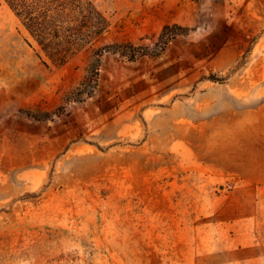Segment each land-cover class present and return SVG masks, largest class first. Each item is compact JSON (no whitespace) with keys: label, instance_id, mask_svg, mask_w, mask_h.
<instances>
[{"label":"rangeland","instance_id":"374dc122","mask_svg":"<svg viewBox=\"0 0 264 264\" xmlns=\"http://www.w3.org/2000/svg\"><path fill=\"white\" fill-rule=\"evenodd\" d=\"M89 1L107 28L56 64L0 0V264H264V0Z\"/></svg>","mask_w":264,"mask_h":264},{"label":"trees","instance_id":"16d2710c","mask_svg":"<svg viewBox=\"0 0 264 264\" xmlns=\"http://www.w3.org/2000/svg\"><path fill=\"white\" fill-rule=\"evenodd\" d=\"M8 3L39 44L48 52L51 61L56 64L64 63L67 57L91 43L108 26L105 15L89 0H50V43H48L46 41L48 32L45 31L44 23L32 16L20 0H8ZM186 30V27L176 23L165 24L152 47L135 44L128 40L115 41L97 47L88 62L86 75L73 91V97L80 99L82 95L92 93L97 85L101 56L105 52L118 53L129 60L142 55L155 56L164 49L168 40L176 34L185 33ZM205 78L221 79L213 73L206 75Z\"/></svg>","mask_w":264,"mask_h":264},{"label":"clouds","instance_id":"9594fccd","mask_svg":"<svg viewBox=\"0 0 264 264\" xmlns=\"http://www.w3.org/2000/svg\"><path fill=\"white\" fill-rule=\"evenodd\" d=\"M210 34V33H209Z\"/></svg>","mask_w":264,"mask_h":264}]
</instances>
